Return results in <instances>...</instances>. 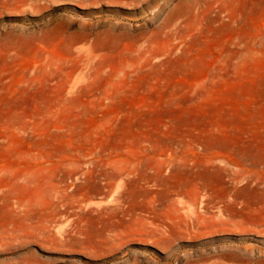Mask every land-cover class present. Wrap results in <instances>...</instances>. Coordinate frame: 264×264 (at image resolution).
<instances>
[{
    "label": "rangeland",
    "instance_id": "obj_1",
    "mask_svg": "<svg viewBox=\"0 0 264 264\" xmlns=\"http://www.w3.org/2000/svg\"><path fill=\"white\" fill-rule=\"evenodd\" d=\"M0 264H264V0H0Z\"/></svg>",
    "mask_w": 264,
    "mask_h": 264
}]
</instances>
